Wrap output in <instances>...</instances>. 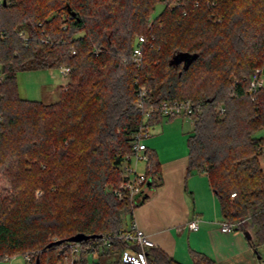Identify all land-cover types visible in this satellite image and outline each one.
<instances>
[{"label": "trees", "instance_id": "16d2710c", "mask_svg": "<svg viewBox=\"0 0 264 264\" xmlns=\"http://www.w3.org/2000/svg\"><path fill=\"white\" fill-rule=\"evenodd\" d=\"M171 1L8 0L0 7V173L8 183L0 187V260L30 253L24 264H59L70 257L67 238L81 233L95 237L78 242L73 264H133L122 260L130 244L121 233L141 198L132 205L112 188L142 125L141 85L150 88L146 105L193 104L187 172L206 173L223 219L250 231L259 254L264 87L252 93L249 80L264 68V0ZM159 2L164 8L150 20ZM23 28L26 40L18 36ZM138 36L146 43L136 64ZM181 55L187 63L175 59ZM61 66L70 74L56 101L19 96L18 72ZM146 153L149 187L157 186L159 162L154 150ZM144 252L146 264H184L158 246ZM190 255L191 264H215L201 251Z\"/></svg>", "mask_w": 264, "mask_h": 264}, {"label": "crops", "instance_id": "0c3cea01", "mask_svg": "<svg viewBox=\"0 0 264 264\" xmlns=\"http://www.w3.org/2000/svg\"><path fill=\"white\" fill-rule=\"evenodd\" d=\"M149 149L154 150L157 156L161 183L149 187L147 198L133 207L132 217L155 246L184 264L193 261L191 249L205 253L215 264H262V256L250 243V231L248 238L243 230H221L223 216L218 199L206 173L195 170L187 172V152L171 155ZM261 165L264 169V151ZM139 170H144V164ZM192 217L199 219L197 230H190L186 226Z\"/></svg>", "mask_w": 264, "mask_h": 264}, {"label": "built area", "instance_id": "2783aa9c", "mask_svg": "<svg viewBox=\"0 0 264 264\" xmlns=\"http://www.w3.org/2000/svg\"><path fill=\"white\" fill-rule=\"evenodd\" d=\"M7 2L8 0H0V7ZM176 3L178 4V1ZM18 36L24 40L28 38L26 31L23 29L18 31ZM145 43V37H137L131 55L132 61L136 64H139L142 60V52ZM73 53H75V51H73ZM58 69L62 77L68 82L70 68L68 66H61ZM257 71L258 72L255 71L252 73L249 80V90L252 93H256L259 88L264 87V80L259 75L261 69H257ZM149 91L150 88L145 85H141L137 88L135 105L143 111L142 125L139 127V130L135 133L132 140V152L126 154L121 163L122 180L117 186L112 188L114 195L118 199L127 197L132 205L133 201H135V196L140 197L144 193H147L149 190L148 183L152 180V178H149L147 175V171L151 168V166L148 159L149 157L146 153L148 147L143 142V138L147 137L149 134V126L145 125V123L155 114L163 117L189 116L191 119L193 118L192 113L194 106L189 100H171L163 101L158 105H146L149 98ZM254 97L255 94H253L252 98ZM1 122L2 115L0 114V124ZM140 162L144 164L143 171L138 169ZM233 195L234 194H232V196ZM238 225L239 222L237 221L223 219L220 223V228L222 231L230 232L235 230ZM186 226L190 230H197L199 227V219L197 217H192L186 222ZM121 236L130 244V248L123 252L122 260L133 264H146L144 248L155 246V243L150 239V237L143 230L138 228L133 220L127 227L123 228ZM64 247L70 251V257L69 254L66 253L59 264H73V261L78 258L80 253V246L78 242H69V244ZM24 258L29 260L30 253H25Z\"/></svg>", "mask_w": 264, "mask_h": 264}, {"label": "rangeland", "instance_id": "374dc122", "mask_svg": "<svg viewBox=\"0 0 264 264\" xmlns=\"http://www.w3.org/2000/svg\"><path fill=\"white\" fill-rule=\"evenodd\" d=\"M173 1L174 0L171 2ZM163 8L164 3L159 2L156 5L155 11L153 12L150 20ZM26 34H28L27 31ZM257 69H261L259 75L264 80V68L257 67L252 71V73L255 71L258 72ZM16 82L20 97L41 100L44 102H52L58 99L57 92L60 86H64L67 83V80L62 77L58 68H53L20 71L16 75ZM191 126V118L189 116L163 117L160 122L154 123L148 127L149 134L147 137L143 138V142L148 145L149 148L160 150L162 154L169 152L171 155H178L182 152H187L186 141L188 133L192 130ZM263 134L264 128L259 130L257 133L258 136ZM142 167L143 163L140 162L139 169H142ZM7 185L8 183L4 179L3 173L1 172L0 187H5ZM38 194L39 192L37 191V195ZM256 247L259 255L262 256L261 262L264 264V246L257 245ZM98 252H100V249ZM24 255L25 253L8 256L7 258H4V260H0V264H24Z\"/></svg>", "mask_w": 264, "mask_h": 264}, {"label": "water", "instance_id": "95a60500", "mask_svg": "<svg viewBox=\"0 0 264 264\" xmlns=\"http://www.w3.org/2000/svg\"><path fill=\"white\" fill-rule=\"evenodd\" d=\"M179 57V56H178ZM178 57H175V59H178L180 60L181 58H184L185 59V62L187 63L188 62V59L184 57V55H181L179 58ZM148 186H150V182L148 183ZM148 194L147 193H144L143 195H141V202L147 198ZM138 196H135V200H137ZM139 204V203H138ZM244 234L246 235V237L250 238V233L248 231H244ZM92 237H95V235H92V236H88V235H84V234H76V235H73L69 238H67V241L69 242H79V241H82V240H86L88 238H92ZM62 240H59L57 242H54V243H51L49 246H51L52 244H56V243H61ZM39 260L37 259L36 260V264H38Z\"/></svg>", "mask_w": 264, "mask_h": 264}]
</instances>
